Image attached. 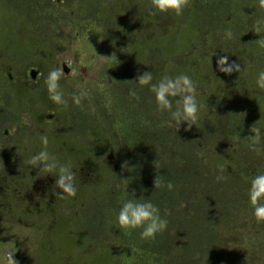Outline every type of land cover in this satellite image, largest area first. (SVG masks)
I'll return each instance as SVG.
<instances>
[{
    "label": "rangeland",
    "instance_id": "374dc122",
    "mask_svg": "<svg viewBox=\"0 0 264 264\" xmlns=\"http://www.w3.org/2000/svg\"><path fill=\"white\" fill-rule=\"evenodd\" d=\"M149 3L0 0V264L9 252L19 264H264V224L247 195L264 174V144L254 150L246 127L253 110L264 129L257 0H190L181 16H150ZM224 55L242 71H217ZM61 66L67 107L44 85ZM145 71L153 83L191 77L200 109L190 129L177 131L149 87L137 86ZM43 134L76 172L75 197H55L56 177L25 163ZM157 175L174 188L155 189ZM141 198L168 221L152 240L117 224L122 202Z\"/></svg>",
    "mask_w": 264,
    "mask_h": 264
},
{
    "label": "clouds",
    "instance_id": "9594fccd",
    "mask_svg": "<svg viewBox=\"0 0 264 264\" xmlns=\"http://www.w3.org/2000/svg\"><path fill=\"white\" fill-rule=\"evenodd\" d=\"M189 4L190 0H150L146 12L150 16L157 14L181 16ZM256 7L260 14L253 22L252 32L260 37L255 43L264 48V0H257ZM222 38L231 40L233 38L232 31L225 30ZM100 58L107 60L110 57L100 56ZM216 70L227 75L242 71L240 63L235 61L230 63L226 55L217 58ZM73 74H75L74 70ZM62 79H66V74L61 66L49 71L44 80V85L49 99L54 104L67 107L68 101L64 98V93L61 90ZM134 81L139 88L149 87L150 92L154 94L156 110L158 112H169L170 124H174L177 131L181 124H186L187 128L190 129L198 120L200 105L197 100L196 84L190 76L186 74L175 76L165 74L157 83H153L152 72L145 71L142 75H138ZM256 88L264 91V70L258 73ZM85 96V92L72 95L73 104L80 105ZM129 98L139 101L140 96L137 88L129 89ZM173 102L175 103L174 109ZM257 125L258 121L249 130L252 133L249 139L254 150L257 145L264 144V129ZM40 141L43 145L42 150L32 155L25 163L32 169H38V177L49 174L56 177L53 193L55 197L61 200L75 197L77 194L76 172L73 171L71 163H61L55 155L47 150L49 141L46 134L40 136ZM224 172L223 167L218 169L216 176L218 182L226 179L223 175ZM153 184L155 189L171 191L174 188V185L170 181L166 182L165 177L161 175L155 177ZM247 195L256 223L264 224V174L256 175L251 179ZM116 220L118 227L122 230L139 229L142 240L155 239L156 235L162 233L168 226V221L161 217L159 208L150 199L144 198L123 201ZM6 264H19V262L14 259V254L9 252L7 253Z\"/></svg>",
    "mask_w": 264,
    "mask_h": 264
},
{
    "label": "trees",
    "instance_id": "16d2710c",
    "mask_svg": "<svg viewBox=\"0 0 264 264\" xmlns=\"http://www.w3.org/2000/svg\"><path fill=\"white\" fill-rule=\"evenodd\" d=\"M235 83H236V82H235ZM248 107L250 108V106H248ZM244 109H246V107H244ZM241 110H242V108H239V109H238V111H241ZM250 112H251V113L247 112V113L249 114V115H248L249 118H247V119H248L249 121H251V124H249V123L246 124V127H247V128H249V127L251 128V126H252L254 123H256L255 118L251 117V116H253V115L255 116V112H254L253 110H250ZM238 114H239V113H238ZM252 114H253V115H252ZM239 115H240V114H239ZM250 115H251V116H250ZM241 116L243 117V114H241ZM248 120H247V121H248ZM237 133H238V132H237ZM237 133H236V134H237ZM238 134L241 136L240 133H238ZM242 135H243V134H242Z\"/></svg>",
    "mask_w": 264,
    "mask_h": 264
},
{
    "label": "water",
    "instance_id": "95a60500",
    "mask_svg": "<svg viewBox=\"0 0 264 264\" xmlns=\"http://www.w3.org/2000/svg\"><path fill=\"white\" fill-rule=\"evenodd\" d=\"M34 74L32 73V78H33Z\"/></svg>",
    "mask_w": 264,
    "mask_h": 264
}]
</instances>
